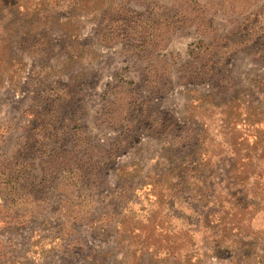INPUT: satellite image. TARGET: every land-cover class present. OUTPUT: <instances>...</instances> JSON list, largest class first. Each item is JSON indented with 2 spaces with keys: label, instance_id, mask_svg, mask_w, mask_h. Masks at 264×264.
Returning a JSON list of instances; mask_svg holds the SVG:
<instances>
[{
  "label": "rangeland",
  "instance_id": "rangeland-1",
  "mask_svg": "<svg viewBox=\"0 0 264 264\" xmlns=\"http://www.w3.org/2000/svg\"><path fill=\"white\" fill-rule=\"evenodd\" d=\"M0 264H264V0H0Z\"/></svg>",
  "mask_w": 264,
  "mask_h": 264
}]
</instances>
